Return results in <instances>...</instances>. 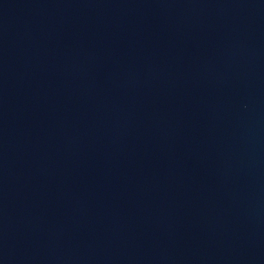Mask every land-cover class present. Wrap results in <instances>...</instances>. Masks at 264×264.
I'll use <instances>...</instances> for the list:
<instances>
[{"label":"water","instance_id":"1","mask_svg":"<svg viewBox=\"0 0 264 264\" xmlns=\"http://www.w3.org/2000/svg\"><path fill=\"white\" fill-rule=\"evenodd\" d=\"M0 264H264V0H0Z\"/></svg>","mask_w":264,"mask_h":264}]
</instances>
